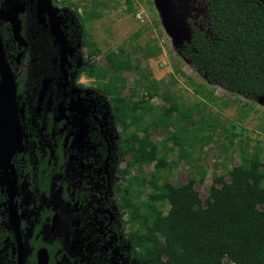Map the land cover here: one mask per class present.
<instances>
[{"label":"flooded vegetation","instance_id":"1","mask_svg":"<svg viewBox=\"0 0 264 264\" xmlns=\"http://www.w3.org/2000/svg\"><path fill=\"white\" fill-rule=\"evenodd\" d=\"M48 1L40 14L38 0H0L17 97L0 125V264H138L123 198V128L101 81L80 72V22ZM195 2L188 35L205 27V2Z\"/></svg>","mask_w":264,"mask_h":264},{"label":"trees","instance_id":"2","mask_svg":"<svg viewBox=\"0 0 264 264\" xmlns=\"http://www.w3.org/2000/svg\"><path fill=\"white\" fill-rule=\"evenodd\" d=\"M204 2L205 27H191L189 39L182 41V54L210 82L250 100L264 101V6L255 0ZM67 9L75 10L82 28L87 65L80 72L101 81L99 90L111 97L114 116L123 128L121 159L128 176L123 198L131 207L129 218L134 226L128 241L138 264H227L226 260L264 264L262 149L244 152L241 164L228 172L230 181L225 175H215L205 201L196 190L207 178L205 170L199 179L190 173L187 181L173 184L166 175L172 171L169 153L179 147L181 161L186 160V147L202 143L203 148L204 140L210 138L200 137L201 130L194 129L199 121L194 117L196 108L182 107L169 94L165 100L170 107L158 109L152 104L160 96L161 82L151 78L134 54L142 52L152 59L162 49L136 45L129 51L121 47L105 54L106 66H101L98 59L103 53L85 28L86 23L101 17L97 8L84 17L78 14V4L69 2ZM1 35L6 43L7 34L2 31ZM130 73L140 75L143 83L129 89L126 74ZM127 89L132 95L124 94ZM161 130L168 136L157 142L154 138ZM170 143L173 148L168 151ZM147 166H153V172L148 173Z\"/></svg>","mask_w":264,"mask_h":264},{"label":"rangeland","instance_id":"3","mask_svg":"<svg viewBox=\"0 0 264 264\" xmlns=\"http://www.w3.org/2000/svg\"><path fill=\"white\" fill-rule=\"evenodd\" d=\"M73 3L79 5V16L84 17L96 8L101 15L85 25L90 40L96 42L103 53L98 59L101 66H106L105 54L121 47L131 51L136 45L141 48L158 46L162 53L156 58L146 59L142 52L134 54L141 59L142 68L151 73V78L161 82L160 96L152 104L158 109L170 107L165 100L169 94L177 98L182 107L197 109L194 117L199 121L194 129L201 130L200 137L210 140H204L203 148L202 143L186 147V160L181 161L179 147L169 153L172 171L166 175L173 184L187 181L190 173L199 179L201 171L205 170V182L196 186L205 201L215 175H225L230 181L228 172L241 164L244 152L254 153L260 147L264 153V101L250 100L219 83L210 82L208 75L196 71L181 52L182 41L189 37L188 20L200 12L195 0H75ZM64 14L79 24L74 9L65 10ZM77 35L78 41H82L83 35ZM135 35H139L136 40ZM74 52H71L73 57L75 49ZM80 57V63L85 64L83 54ZM126 76L129 89L143 83L136 73ZM83 81L86 89L95 90L92 81ZM129 89L124 93L126 96L132 95ZM142 93L139 87V95ZM167 136L161 130L154 140L163 142ZM168 147L169 151L173 144ZM160 148L163 152L164 148ZM153 170V166L146 167L148 173ZM226 263L233 264L228 260Z\"/></svg>","mask_w":264,"mask_h":264},{"label":"water","instance_id":"4","mask_svg":"<svg viewBox=\"0 0 264 264\" xmlns=\"http://www.w3.org/2000/svg\"><path fill=\"white\" fill-rule=\"evenodd\" d=\"M256 2L264 6V0H255ZM48 0H38V9L40 14L49 7ZM56 39L65 46V40H63L62 35L57 30L54 32ZM56 40V41H57ZM65 55V52H63ZM65 60V59H64ZM0 74L2 81L0 83V125L8 121L7 114L10 107H16V81L12 69L6 59L5 52L3 50L2 40L0 38ZM8 115V116H7Z\"/></svg>","mask_w":264,"mask_h":264},{"label":"built area","instance_id":"5","mask_svg":"<svg viewBox=\"0 0 264 264\" xmlns=\"http://www.w3.org/2000/svg\"><path fill=\"white\" fill-rule=\"evenodd\" d=\"M57 5L58 9H63V6H67L69 2H74L75 0H51Z\"/></svg>","mask_w":264,"mask_h":264}]
</instances>
